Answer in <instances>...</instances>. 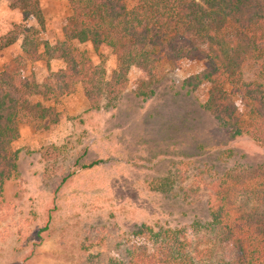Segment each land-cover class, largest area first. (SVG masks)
I'll return each mask as SVG.
<instances>
[{"label": "rangeland", "instance_id": "1", "mask_svg": "<svg viewBox=\"0 0 264 264\" xmlns=\"http://www.w3.org/2000/svg\"><path fill=\"white\" fill-rule=\"evenodd\" d=\"M40 5V37L53 45L69 6ZM15 24H23L18 13L0 0V36ZM18 43L0 52V67L21 56ZM100 53L112 69L114 59ZM23 56L24 75L38 84L64 66ZM202 69L197 59L163 66L147 98L134 95L141 78L134 70L120 99L99 109L90 108L80 85L54 105L36 97L53 111L41 126L23 124L14 144L16 168L0 186V264H119L133 245L150 248L132 236L137 226L188 231L209 222L212 180L263 164L264 149L248 135L230 136L202 109L206 88L193 79ZM233 101L247 123L246 107Z\"/></svg>", "mask_w": 264, "mask_h": 264}, {"label": "trees", "instance_id": "2", "mask_svg": "<svg viewBox=\"0 0 264 264\" xmlns=\"http://www.w3.org/2000/svg\"><path fill=\"white\" fill-rule=\"evenodd\" d=\"M6 1L23 24L0 36V51L20 41L22 52L0 67V186L15 171L20 127L50 122L53 107L36 97L54 105L80 85L90 108L99 109L120 99L135 70L134 95L147 98L163 66L192 59L203 67L193 77L206 88L202 109L230 136L248 135L264 149V0H67L63 37L53 45L40 37V0ZM101 51L114 59L112 69ZM23 54L34 62L61 59L64 68L38 84L24 75ZM210 216L188 231L137 226L132 236L150 248L133 245L119 264H264V163L212 180Z\"/></svg>", "mask_w": 264, "mask_h": 264}, {"label": "crops", "instance_id": "3", "mask_svg": "<svg viewBox=\"0 0 264 264\" xmlns=\"http://www.w3.org/2000/svg\"><path fill=\"white\" fill-rule=\"evenodd\" d=\"M68 3V2H67ZM41 9H42V7H41ZM14 12H17V11H15L14 10ZM42 12H43V9H42ZM18 13V12H17ZM18 15H19V17L21 18V16H20V14L18 13ZM21 20H22V18H21ZM62 30H63V28H62ZM62 37H63V34H62ZM18 42H20V41H17L15 44H17ZM14 44V45H15ZM18 44H20V43H18ZM14 45H12V46H14ZM12 46H10V47H12ZM10 47H8V48H10ZM8 48H5V49H8ZM5 49H3V50H5ZM2 51V50H1ZM0 51V52H1ZM56 61H61L62 63H63V61L61 60V59H52V60H49L48 61V63H50V62H56ZM36 63H46V61H37ZM64 64V63H63ZM64 68V66L63 67H61L60 69H63ZM60 69H58V70H60ZM57 70V71H58ZM57 71H55V72H57Z\"/></svg>", "mask_w": 264, "mask_h": 264}]
</instances>
